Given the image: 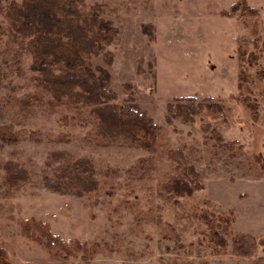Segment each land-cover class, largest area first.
Here are the masks:
<instances>
[{
  "label": "rangeland",
  "instance_id": "374dc122",
  "mask_svg": "<svg viewBox=\"0 0 264 264\" xmlns=\"http://www.w3.org/2000/svg\"><path fill=\"white\" fill-rule=\"evenodd\" d=\"M11 1L0 0V264H264V0H76L81 23L94 13L114 29L85 58L109 71L110 103L160 127L146 146L102 137L93 107L39 84ZM191 103L192 121H167L169 104ZM71 165L97 188H49L70 182ZM241 234L256 240L251 256L235 249Z\"/></svg>",
  "mask_w": 264,
  "mask_h": 264
},
{
  "label": "trees",
  "instance_id": "16d2710c",
  "mask_svg": "<svg viewBox=\"0 0 264 264\" xmlns=\"http://www.w3.org/2000/svg\"><path fill=\"white\" fill-rule=\"evenodd\" d=\"M238 5L239 3L234 4L231 12H236ZM223 13L225 14V11ZM231 14L226 15L231 16ZM81 15L76 0H23L22 2L13 0L6 12L14 33L28 41L27 45L34 60L32 68L39 74V84L56 102L62 103L68 99L76 104L93 107L99 120V133L110 141L121 139L140 146L150 144L148 139L158 133L160 127L135 104L110 103L115 95L109 89V71L100 66L92 69L85 58L88 54H99L103 49V43L113 38L110 36V31L114 32V29L109 26V22L94 13L91 19L81 23ZM111 62L110 60V65ZM1 78L0 69V84ZM212 106L221 109V105ZM199 107L194 103L175 106L169 104L167 121L171 123L173 118L180 116L189 120L191 117L189 112L197 113ZM74 167L75 165H71L68 169L62 170L64 177L68 174L70 182H67V185L63 186L62 183L55 185L49 180L47 181L49 188L59 192H64L65 187H71L72 190L75 187L85 191L97 188V182L92 176L81 177L79 174H73ZM262 169L264 171V165ZM188 187L187 185L175 190L180 195H191L193 191ZM27 233L31 234L29 229ZM49 236L46 242L48 248L59 244L55 236L51 234ZM36 239L40 240V238ZM233 241L240 255H252V249L256 244L253 236L241 234L234 237ZM263 243L264 240H261L260 244Z\"/></svg>",
  "mask_w": 264,
  "mask_h": 264
}]
</instances>
